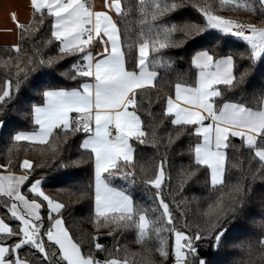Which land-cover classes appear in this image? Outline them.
<instances>
[{"label": "snow or ice", "instance_id": "1", "mask_svg": "<svg viewBox=\"0 0 264 264\" xmlns=\"http://www.w3.org/2000/svg\"><path fill=\"white\" fill-rule=\"evenodd\" d=\"M25 7L0 28V264H264V0Z\"/></svg>", "mask_w": 264, "mask_h": 264}, {"label": "trees", "instance_id": "2", "mask_svg": "<svg viewBox=\"0 0 264 264\" xmlns=\"http://www.w3.org/2000/svg\"><path fill=\"white\" fill-rule=\"evenodd\" d=\"M217 2H218V0H217ZM219 14L225 15V16H238L242 20L252 19L254 22H259L261 19L259 16H250L248 13H246L244 11L235 12L232 8H229V7H225L223 9H220ZM49 27H50L49 21L46 20L43 28L41 29L40 34L36 38L37 42L43 44L46 41V39L49 35V33H48ZM2 47H4V46L0 45V48H2ZM45 51H50V49H45ZM50 54H54V51H50ZM182 67L186 68L187 66L183 65ZM16 119L19 120V124L17 125L19 128L24 129L27 127V124L24 121L23 117L17 116ZM165 131H166V129H161L160 134L163 135ZM4 152H5V145L3 143H0V159L3 158ZM154 155H155V153H154L153 149H151V148L142 149L143 159L147 160L150 157H153ZM245 155H247V154H245ZM32 156H33V158H38L39 152L38 151L33 152ZM177 162L178 161H176L175 159L173 160V163H177ZM0 171H2V170H0ZM45 172L48 175H56L57 174L56 172L49 171L47 169L45 170ZM91 175H92V169H90L89 166L87 164H85V165L81 166L79 169L75 170V176L77 179L73 183H79V184L87 185L90 182ZM117 185H119V182H117ZM56 187H61V185H56V186H52L49 184L45 185V188L49 191H55ZM194 191H195L196 195H198V196L205 194L204 189L202 187H195ZM188 195L191 196L192 191H189ZM142 197H143L142 193L138 195V199L142 198ZM87 207H88L87 204L83 205V208L85 210L84 214H86ZM80 208H81V205H79V204L75 205V208L73 210L72 220H75L77 222V228L88 230L90 228V225H88L86 223H80V221L82 219L81 212L78 211V209H80ZM45 217H46V213H45ZM13 226H15V224H13ZM69 226L70 227L72 226L71 220L69 222ZM74 231H76L75 228H74ZM104 242L109 244V245H111V243H112L110 238L105 239ZM122 243L125 244V246L127 247V249L129 250L130 253L140 251V246L133 242V236L132 235H129L125 241H122ZM144 255L153 259V260L158 259V254L144 253ZM129 259H132V257L130 256Z\"/></svg>", "mask_w": 264, "mask_h": 264}, {"label": "crops", "instance_id": "3", "mask_svg": "<svg viewBox=\"0 0 264 264\" xmlns=\"http://www.w3.org/2000/svg\"><path fill=\"white\" fill-rule=\"evenodd\" d=\"M26 4L27 0H0V28L12 26L10 20L7 18V12L13 8L19 10L21 20H24L26 16L30 15L25 7ZM14 39L15 37L13 35L0 32V45L6 46Z\"/></svg>", "mask_w": 264, "mask_h": 264}]
</instances>
